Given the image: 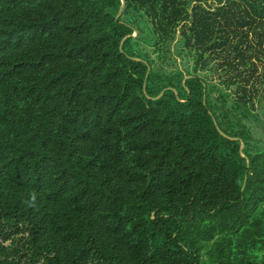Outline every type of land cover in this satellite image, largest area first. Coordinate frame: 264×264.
<instances>
[{"label": "trees", "instance_id": "obj_1", "mask_svg": "<svg viewBox=\"0 0 264 264\" xmlns=\"http://www.w3.org/2000/svg\"><path fill=\"white\" fill-rule=\"evenodd\" d=\"M124 3L0 0V264H264V0Z\"/></svg>", "mask_w": 264, "mask_h": 264}, {"label": "rangeland", "instance_id": "obj_2", "mask_svg": "<svg viewBox=\"0 0 264 264\" xmlns=\"http://www.w3.org/2000/svg\"><path fill=\"white\" fill-rule=\"evenodd\" d=\"M179 62H181V61L179 60ZM261 119L264 121V114L261 116ZM252 133L257 135V136H261V134H264L262 126L257 125L255 128H253V132Z\"/></svg>", "mask_w": 264, "mask_h": 264}, {"label": "water", "instance_id": "obj_3", "mask_svg": "<svg viewBox=\"0 0 264 264\" xmlns=\"http://www.w3.org/2000/svg\"><path fill=\"white\" fill-rule=\"evenodd\" d=\"M121 1H122L121 9H123L125 3H124V0H121ZM120 11H121V10H120ZM119 13H120V12H119ZM135 35H136V34H135ZM135 35H133V36H135ZM160 96H161V95H160ZM160 96H159V97H160ZM159 97H158V98H159ZM220 134L223 135L222 132H220ZM232 140H234V138H233ZM242 148H243V144H241V149H242Z\"/></svg>", "mask_w": 264, "mask_h": 264}]
</instances>
